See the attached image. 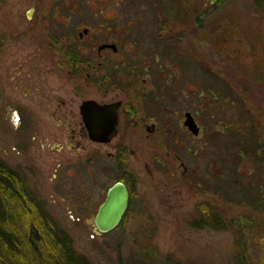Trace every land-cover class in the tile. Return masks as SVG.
I'll return each instance as SVG.
<instances>
[{"label":"rangeland","instance_id":"1","mask_svg":"<svg viewBox=\"0 0 264 264\" xmlns=\"http://www.w3.org/2000/svg\"><path fill=\"white\" fill-rule=\"evenodd\" d=\"M150 3L157 8L160 0H0V39L6 41L0 54L28 52L39 36L47 40L58 32L78 39L86 26L98 43L117 41L121 51L139 49L146 35L144 55L132 60L120 52L114 58L122 60L117 65L153 66L142 73V99L153 88L150 100L161 129L144 132L139 198L111 232L99 235L92 218L69 214L68 195L49 180L23 188L91 264H235L239 245L248 263L258 264V238L264 235V0L207 6L204 0H168L177 14L162 25L157 11L150 16ZM159 34H177L170 54L153 41ZM4 60L3 77L10 65ZM185 112L196 117L198 136L184 130ZM130 160L132 168L139 166L136 157ZM111 167L109 161L100 166L108 183L118 176ZM200 205L227 220L248 217L252 224L243 236L236 227L195 226L202 221Z\"/></svg>","mask_w":264,"mask_h":264},{"label":"flooded vegetation","instance_id":"2","mask_svg":"<svg viewBox=\"0 0 264 264\" xmlns=\"http://www.w3.org/2000/svg\"><path fill=\"white\" fill-rule=\"evenodd\" d=\"M167 3L168 0H160V4L155 3L157 8L149 5L150 16L152 9L157 11L155 18L161 25L170 21L168 16L177 14ZM203 5L214 4L204 0ZM195 20L199 22V18ZM94 32L86 26L78 39L67 37L65 32L50 34L47 40L39 36L33 50L1 52L0 63L2 59L6 62L5 57L10 59V65L5 68L8 75L0 76V158L12 164L16 180L25 185L41 184L47 179L58 186L60 192L68 195L67 212L92 218L96 232L95 218L116 183H123L129 191L123 219L133 211L142 181V137L146 138L144 132L156 135L161 129L151 103L153 88L142 99V73L152 71L153 66L145 62L117 65L122 60L114 58L120 52L132 60L144 55L146 35L142 33L139 49L121 51L117 41L98 43ZM176 38L177 34L171 39L159 34L153 41L165 45L163 52L170 54L169 44ZM5 42L1 37L2 48ZM190 50L193 54V47ZM114 81H120L122 86L117 87ZM88 101L97 104L90 111L91 124L85 120L83 109ZM187 113L191 112H185V117ZM98 117L107 122L99 123L95 120ZM185 121L184 130L192 133ZM100 136H108L109 140L101 142ZM131 156L138 160L137 168L131 167ZM103 161H109L111 172L118 173L111 183L100 172Z\"/></svg>","mask_w":264,"mask_h":264},{"label":"trees","instance_id":"3","mask_svg":"<svg viewBox=\"0 0 264 264\" xmlns=\"http://www.w3.org/2000/svg\"><path fill=\"white\" fill-rule=\"evenodd\" d=\"M23 186L16 180L15 172L0 160V264H91L87 257L76 252L71 236L57 226ZM210 208L199 206V211L204 212L202 221H196L195 226L200 222V227L215 230L236 227L242 235L241 231L252 224L243 216L224 219ZM258 240L261 241L258 264H264V235ZM239 246L235 264H249L245 248ZM158 264L185 263L166 259Z\"/></svg>","mask_w":264,"mask_h":264},{"label":"water","instance_id":"4","mask_svg":"<svg viewBox=\"0 0 264 264\" xmlns=\"http://www.w3.org/2000/svg\"><path fill=\"white\" fill-rule=\"evenodd\" d=\"M209 1L211 2V4H216L221 0H209ZM28 16L31 17L30 13L28 14ZM92 106H97V104L93 101H88L85 103L83 107L85 120L87 121L88 124H91L92 122L91 121L92 116L90 113ZM95 120H99V123L106 121L103 120L101 117L95 118ZM113 124L114 127H112V129L114 128L113 132L115 134L116 122L114 121ZM185 125L194 135L199 134L200 127L196 123L191 113L186 114ZM98 140L101 142H107L109 140V137L100 136ZM128 202H129V191L123 183H116L114 186H112L109 189L107 197L100 206L99 212L95 218V222L97 225V230H96L97 234L101 235L104 233L111 232L121 224L123 220V216L128 207Z\"/></svg>","mask_w":264,"mask_h":264}]
</instances>
